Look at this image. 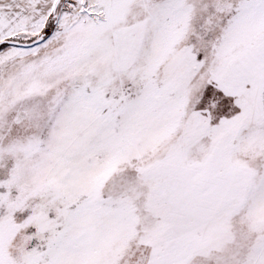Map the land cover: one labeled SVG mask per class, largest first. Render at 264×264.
I'll return each instance as SVG.
<instances>
[{"label":"snow or ice","instance_id":"snow-or-ice-1","mask_svg":"<svg viewBox=\"0 0 264 264\" xmlns=\"http://www.w3.org/2000/svg\"><path fill=\"white\" fill-rule=\"evenodd\" d=\"M0 264H264V0H0Z\"/></svg>","mask_w":264,"mask_h":264}]
</instances>
